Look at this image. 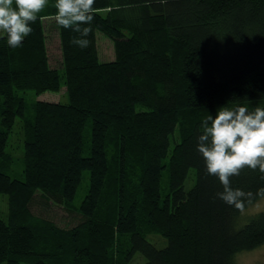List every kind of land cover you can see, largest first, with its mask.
<instances>
[{
	"label": "trees",
	"instance_id": "16d2710c",
	"mask_svg": "<svg viewBox=\"0 0 264 264\" xmlns=\"http://www.w3.org/2000/svg\"><path fill=\"white\" fill-rule=\"evenodd\" d=\"M53 4L20 47L0 33V168L10 163L11 130L23 131L22 178L0 169V264H129L137 252L143 264H237L238 253L263 244L264 211L243 218L222 201L197 145L201 121L221 106L264 108V0H95L82 25L92 29L86 48L54 21L61 70L46 49ZM97 33L112 42L113 60L99 59ZM62 86L65 101L38 99L26 116L21 92ZM84 171L89 184L76 203ZM230 181L253 193L245 208L261 197L258 169ZM39 199L79 221L58 226L35 209Z\"/></svg>",
	"mask_w": 264,
	"mask_h": 264
},
{
	"label": "clouds",
	"instance_id": "9594fccd",
	"mask_svg": "<svg viewBox=\"0 0 264 264\" xmlns=\"http://www.w3.org/2000/svg\"><path fill=\"white\" fill-rule=\"evenodd\" d=\"M94 3L95 0H54L52 5L56 9L57 25L78 33L70 42L81 48L90 43L86 37L92 29L82 25H91ZM48 6L49 0H0V33L6 35L9 47L15 49L22 45L25 37L33 32L31 24ZM200 128L198 151L207 173L218 177L223 188L217 196L243 213L253 193L234 189L230 177L239 176L245 168L258 169L264 174V108L249 111L246 105L221 106L215 117L208 114L203 118ZM257 194L264 196V188Z\"/></svg>",
	"mask_w": 264,
	"mask_h": 264
},
{
	"label": "rangeland",
	"instance_id": "374dc122",
	"mask_svg": "<svg viewBox=\"0 0 264 264\" xmlns=\"http://www.w3.org/2000/svg\"><path fill=\"white\" fill-rule=\"evenodd\" d=\"M44 24L46 29V49L49 59V64L51 67L56 69H60L62 67V53L60 47V39L58 36L57 29L55 27L54 21L52 18H45ZM97 48L99 59L102 61L113 60L114 58V48L112 42L104 36L102 33H97ZM22 93V96L25 99L26 103V116L29 118L33 117V104L36 100H48V101H65V87L62 86L59 92L45 91L39 95H36L32 90H25ZM85 134L88 135L87 129ZM180 136L178 128L174 133V138L178 141ZM86 145L89 143V140L85 139ZM173 145V141L170 144V149ZM6 151L7 158L9 160V166L0 168L5 173H7L12 178H22L23 172V131L19 123L15 124L13 129L11 130L7 145ZM190 175L185 180L184 186L188 189L193 181H192V170L189 172ZM166 181H167V172H163V176L161 179L160 187L161 194L163 195L166 190ZM89 184V173L88 171H84L82 173V181L77 190L75 202L79 203L85 194V191L88 188ZM39 203H35L33 206L35 209H43L46 217L52 219L58 226L60 227H70L79 221V216L76 213L68 212L63 209L61 206L56 204H50V206L44 205L42 200H38ZM6 196L2 195L0 198V214L3 218H6ZM259 211H264V196L258 198L255 202L250 204L245 208V211L242 213L243 218L256 214ZM146 237L153 242L157 247H161L165 243V239L158 234L153 235L152 233H148ZM237 264H264V243L260 246L238 253L235 256ZM145 262L144 256L137 252L131 262L129 264H143Z\"/></svg>",
	"mask_w": 264,
	"mask_h": 264
}]
</instances>
